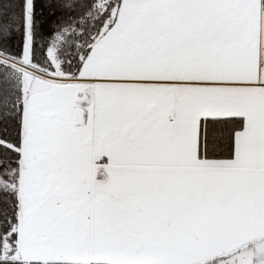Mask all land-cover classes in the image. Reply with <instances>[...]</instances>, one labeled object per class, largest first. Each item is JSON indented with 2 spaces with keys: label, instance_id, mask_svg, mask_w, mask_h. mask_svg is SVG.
Wrapping results in <instances>:
<instances>
[{
  "label": "snow or ice",
  "instance_id": "snow-or-ice-1",
  "mask_svg": "<svg viewBox=\"0 0 264 264\" xmlns=\"http://www.w3.org/2000/svg\"><path fill=\"white\" fill-rule=\"evenodd\" d=\"M0 264H264V0H0Z\"/></svg>",
  "mask_w": 264,
  "mask_h": 264
}]
</instances>
